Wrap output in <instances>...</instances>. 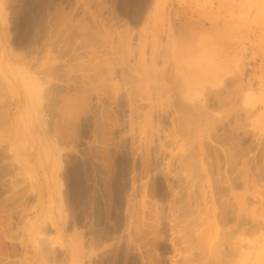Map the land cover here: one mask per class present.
I'll return each instance as SVG.
<instances>
[{"label": "rangeland", "instance_id": "obj_1", "mask_svg": "<svg viewBox=\"0 0 264 264\" xmlns=\"http://www.w3.org/2000/svg\"><path fill=\"white\" fill-rule=\"evenodd\" d=\"M178 6L246 42L195 92ZM263 62L264 0H0V264H264Z\"/></svg>", "mask_w": 264, "mask_h": 264}, {"label": "crops", "instance_id": "obj_2", "mask_svg": "<svg viewBox=\"0 0 264 264\" xmlns=\"http://www.w3.org/2000/svg\"><path fill=\"white\" fill-rule=\"evenodd\" d=\"M172 20L174 23L175 35H174V46H180L182 48L183 56L189 55L191 58H199L201 60V70H206L204 74L208 84L216 83V75L212 70L213 61L212 55L210 52H215L216 48H221L223 51V72H226L235 59L241 57L245 49L244 41L243 44L240 42L231 31L226 30V34L220 35L216 33L213 28L202 29V24L197 23L199 18L193 14L189 13L184 9L175 7L172 13ZM188 22H191L190 24ZM221 32V31H220ZM224 32V31H222ZM182 40V42H181ZM248 46V45H246ZM176 67L179 70L183 69L181 66V60L179 61V56L174 55ZM179 61V62H178ZM178 70V71H179ZM264 70V62H263ZM264 73V71H263ZM203 77V74H200ZM212 75L215 78L213 82Z\"/></svg>", "mask_w": 264, "mask_h": 264}, {"label": "bare ground", "instance_id": "obj_3", "mask_svg": "<svg viewBox=\"0 0 264 264\" xmlns=\"http://www.w3.org/2000/svg\"><path fill=\"white\" fill-rule=\"evenodd\" d=\"M181 42H182V40H181ZM172 47H173L172 48L173 54L176 57L179 56V61H180V59H182L181 60V66L183 67L184 70H186L185 72L183 70L182 71L184 72V75L188 77V81H187L186 78H185V80H186V83L191 87V91L193 90L195 92V91L199 90L200 87L199 86H196V85H200V83H201V81L199 80L201 78V75L200 74H203V77H205L204 74L207 72L206 70H201V64H200L201 60L199 58H191V56H189V55L183 56L182 48L179 45L176 46V47L173 45ZM212 62L213 61H211L210 63H212ZM188 90H189V88H188ZM254 126L257 127L258 129H260V131L264 130V112L261 113V116L255 118V120H254ZM242 232L245 233V231H242ZM200 235H201V243L204 244V241L205 240H208L207 234H205L204 231H203V232H201ZM227 235H228V233L222 234L223 240H230V239H233L234 238L233 237V234H231V236L233 238H226L228 236L231 237L230 235H228V236ZM240 235H243V234L240 233ZM235 237H236L237 240L234 241V245L235 244L237 245V243H239L240 240L244 241L241 237H239V234L238 235H235ZM236 245H235V247H233V251L235 250V252H236V248L238 249V247H236ZM239 248H241L240 245H239ZM232 256H233V254H232ZM234 258H232V259H234ZM243 261L245 262V263L243 262V264H249L248 261H246L244 259H243ZM241 262H242V260H241ZM258 264H262V262H258Z\"/></svg>", "mask_w": 264, "mask_h": 264}]
</instances>
